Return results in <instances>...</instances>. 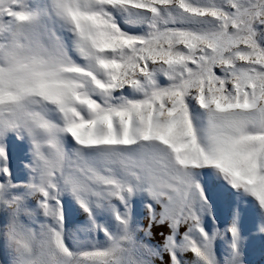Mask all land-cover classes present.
<instances>
[{
    "label": "snow or ice",
    "instance_id": "6c2138e0",
    "mask_svg": "<svg viewBox=\"0 0 264 264\" xmlns=\"http://www.w3.org/2000/svg\"><path fill=\"white\" fill-rule=\"evenodd\" d=\"M0 264H264V0H0Z\"/></svg>",
    "mask_w": 264,
    "mask_h": 264
}]
</instances>
